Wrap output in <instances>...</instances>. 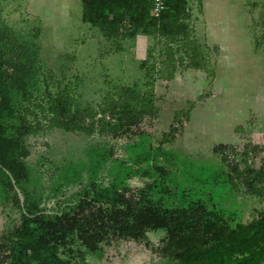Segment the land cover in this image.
<instances>
[{
    "label": "rangeland",
    "instance_id": "obj_1",
    "mask_svg": "<svg viewBox=\"0 0 264 264\" xmlns=\"http://www.w3.org/2000/svg\"><path fill=\"white\" fill-rule=\"evenodd\" d=\"M188 8L195 36L208 47L209 70L179 66L171 81L157 79L156 118L116 139L41 130L23 140L29 151L18 161L23 176L16 181L0 169V264H11L8 240L21 225L27 201L33 199L48 212L65 208L78 185L49 199L52 180L62 171H88L97 152L108 155L105 171L130 187L158 178L155 171L161 168L175 202L184 197L213 204L230 225L264 212V195L247 193L239 180L232 188L228 168L214 152L223 142L238 148L251 143L260 147L258 155L250 156L251 165L264 163V55L254 48L255 35L264 31V0H191ZM80 15L81 0H0V17L15 30L28 35L40 28L44 68L58 77H80L81 104L96 106L109 90L106 81L143 86L139 62L157 57L152 37L138 33L130 38L124 26L103 37ZM181 80L191 83V92H174ZM232 86L238 87L235 98ZM190 99L194 107L188 119L174 122V112L189 107ZM100 247L86 255V264H164L173 251L163 231L147 232L139 240L111 238Z\"/></svg>",
    "mask_w": 264,
    "mask_h": 264
},
{
    "label": "trees",
    "instance_id": "obj_2",
    "mask_svg": "<svg viewBox=\"0 0 264 264\" xmlns=\"http://www.w3.org/2000/svg\"><path fill=\"white\" fill-rule=\"evenodd\" d=\"M189 1L162 0L163 8L154 14L153 0H81V22L103 37L124 26L128 37L145 34L157 48L156 59L139 62L143 86L106 81L109 90L96 106L78 101L80 77H58L44 68L37 43L39 27L24 35L0 17V169L4 175L16 181L23 176L18 161L29 154L23 144L26 136L56 128L116 139L157 117V79L170 81L179 66L208 71V47L195 37ZM254 48L264 55V31L255 35ZM187 103L189 107L174 112V122L188 119L194 102ZM214 152L222 156L232 188L239 180L247 193L264 195V163L259 167L250 163V156L260 152L258 145L218 144ZM107 158L104 152L94 153L88 171H62L52 180L49 199L78 185L65 208L48 212L33 199L27 201L21 225L8 240L11 264H86V255L100 251L111 238L139 240L156 231L164 232L173 249L164 264H264V212L246 223L230 225L213 204L184 197L175 202L161 168L155 171L158 178L130 187L122 177L105 171ZM145 170L141 175L147 177Z\"/></svg>",
    "mask_w": 264,
    "mask_h": 264
},
{
    "label": "crops",
    "instance_id": "obj_3",
    "mask_svg": "<svg viewBox=\"0 0 264 264\" xmlns=\"http://www.w3.org/2000/svg\"><path fill=\"white\" fill-rule=\"evenodd\" d=\"M196 38H197V40L200 42V43H202V41H200L199 39H198V37L197 36H195ZM203 44V43H202ZM219 44V43H218ZM176 73V72H175ZM174 77H175V74H174V76H173V78L172 79H174ZM171 79V80H172ZM170 80V81H171ZM169 82V81H168ZM237 86H239V85H237ZM237 86H232V90H233V98H235V94H234V91H235V89L236 88H238ZM190 90H192L191 89V83L190 82H187V81H185V80H181L179 83H178V87H177V90H175L174 89V92H176L177 94H180V95H182V94H185V93H189V92H191ZM188 101H192L193 102V100L192 99H190V100H187V102ZM182 109H184V108H182ZM179 110H181V109H179ZM177 111V110H176ZM238 125H236L235 127H237ZM235 129L236 128H234V131H235ZM220 144H227V143H220Z\"/></svg>",
    "mask_w": 264,
    "mask_h": 264
},
{
    "label": "built area",
    "instance_id": "obj_4",
    "mask_svg": "<svg viewBox=\"0 0 264 264\" xmlns=\"http://www.w3.org/2000/svg\"><path fill=\"white\" fill-rule=\"evenodd\" d=\"M162 8H163V2H162V0H153V5H152V9L151 10H152V12L154 14H156Z\"/></svg>",
    "mask_w": 264,
    "mask_h": 264
}]
</instances>
